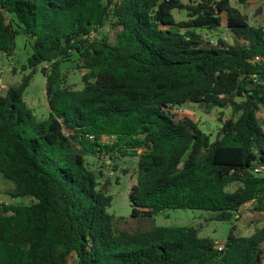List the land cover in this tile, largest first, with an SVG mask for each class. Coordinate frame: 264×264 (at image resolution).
I'll return each mask as SVG.
<instances>
[{"label": "trees", "instance_id": "obj_1", "mask_svg": "<svg viewBox=\"0 0 264 264\" xmlns=\"http://www.w3.org/2000/svg\"><path fill=\"white\" fill-rule=\"evenodd\" d=\"M18 32L32 51L0 93V176L29 202L0 201V264H261L264 222L220 247L193 225L121 227L100 179L117 164L93 170L84 151L137 156L132 215L191 207L236 220L246 202L264 213L263 25L230 0H0V50L10 55ZM67 60L84 69L79 87ZM42 62L38 118L23 93ZM188 102L220 108L214 139Z\"/></svg>", "mask_w": 264, "mask_h": 264}, {"label": "rangeland", "instance_id": "obj_2", "mask_svg": "<svg viewBox=\"0 0 264 264\" xmlns=\"http://www.w3.org/2000/svg\"><path fill=\"white\" fill-rule=\"evenodd\" d=\"M230 2L247 15L249 23L260 24L264 22V0H245L244 2L230 0ZM258 8H260V12L256 13ZM171 12L175 19L186 17V12L183 9H172ZM104 29L108 30L110 36L113 34V31L107 26H104ZM220 30L221 33L226 32L224 13L221 14ZM32 41V37L23 32H18L15 36L13 52L8 55L0 50V76L3 78V83L13 84L20 81L22 74L28 70H23L22 65L26 63V59L32 51ZM72 63L73 60H67L63 63V68L67 72V82L79 87L82 83L80 75L84 69H74ZM43 65V62L37 65L23 93L25 103L38 118L47 117L49 112L45 93V74L41 69ZM182 107V111L192 114L201 129L209 134L211 140L215 138L217 129L221 124V120L218 119L220 108L213 107L210 111L204 112L196 102L185 103ZM224 114H226V110H224ZM257 116L264 128V107L257 111ZM84 157L87 166L93 170L99 168L104 158H106L107 163L117 164L115 168L113 165L103 166V176L100 179H109L107 193L111 199L107 206L108 212L119 219L121 227L128 230L146 229L152 225H193L198 229L200 235L210 236L220 247L230 231L248 234L253 231L254 227L264 222V213L252 211L249 208L250 202L242 205L241 215L236 220L210 218V210L191 207H164L151 216L132 215L128 194L130 186L136 182L137 156L125 155L109 158L105 153L95 154L84 151ZM124 168L125 171H123ZM12 186L11 180L0 176V200L15 203L29 202L28 198L11 197L7 191ZM261 247L263 250L261 264H264V241L261 243Z\"/></svg>", "mask_w": 264, "mask_h": 264}, {"label": "crops", "instance_id": "obj_3", "mask_svg": "<svg viewBox=\"0 0 264 264\" xmlns=\"http://www.w3.org/2000/svg\"><path fill=\"white\" fill-rule=\"evenodd\" d=\"M260 24H264V22L263 23H260ZM14 83H17V81L14 82ZM8 85L9 84L3 83V78H2V76H0V93H4V91L6 90V88H7Z\"/></svg>", "mask_w": 264, "mask_h": 264}, {"label": "water", "instance_id": "obj_4", "mask_svg": "<svg viewBox=\"0 0 264 264\" xmlns=\"http://www.w3.org/2000/svg\"><path fill=\"white\" fill-rule=\"evenodd\" d=\"M259 12H260V8H258V9L256 10V13H259ZM229 39H230V42L233 43V38H232L231 35H229Z\"/></svg>", "mask_w": 264, "mask_h": 264}, {"label": "built area", "instance_id": "obj_5", "mask_svg": "<svg viewBox=\"0 0 264 264\" xmlns=\"http://www.w3.org/2000/svg\"><path fill=\"white\" fill-rule=\"evenodd\" d=\"M263 31H264V24H263ZM258 57H259L258 55L255 56V58H258ZM0 201H1V200H0Z\"/></svg>", "mask_w": 264, "mask_h": 264}]
</instances>
